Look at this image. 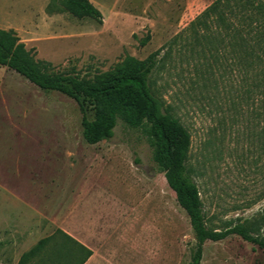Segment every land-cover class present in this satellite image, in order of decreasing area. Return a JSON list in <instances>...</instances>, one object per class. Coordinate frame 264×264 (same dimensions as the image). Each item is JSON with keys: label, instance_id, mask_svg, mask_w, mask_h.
<instances>
[{"label": "rangeland", "instance_id": "1", "mask_svg": "<svg viewBox=\"0 0 264 264\" xmlns=\"http://www.w3.org/2000/svg\"><path fill=\"white\" fill-rule=\"evenodd\" d=\"M90 1L101 22L71 15L60 0H0V28L15 31L44 73L85 82L157 51L151 86L190 134L187 164L206 225L264 236V92L245 91L249 57L239 58L213 25H190L213 0ZM81 131L77 101L0 65V184L16 197L41 204L49 195L61 210L95 218L84 234L94 246L86 264H187L195 246L189 218L141 130L119 120L94 144ZM23 240L17 234L0 246V264L14 263L30 243ZM199 264H264V252L232 234L206 240Z\"/></svg>", "mask_w": 264, "mask_h": 264}, {"label": "trees", "instance_id": "2", "mask_svg": "<svg viewBox=\"0 0 264 264\" xmlns=\"http://www.w3.org/2000/svg\"><path fill=\"white\" fill-rule=\"evenodd\" d=\"M64 10L71 15L102 21L101 11L90 0H60ZM209 24L224 43H232L239 58L249 57L253 70L251 88L245 91L252 98L264 92V1L263 0H213L191 22L193 28L203 31ZM204 35V33H203ZM157 51L143 59L128 57L112 74L97 81H82L70 74H48L38 63L28 57L24 43L12 29L0 28V65L19 73L42 89L59 91L78 102L81 111L82 138L88 144L109 139L120 120L128 127L139 129L151 148L152 160L163 172L176 202L186 212L195 237L187 264H199L206 240H221L236 234L253 243L264 252V236L253 234L248 228L233 225L222 229L206 225L198 187L188 167L190 134L170 112L163 99L151 86L150 75L156 65ZM92 110L90 118L84 105ZM72 242L70 247H54L47 258L34 257L56 236ZM64 244V243H63ZM57 229L23 253L17 264H82L91 254ZM64 250V251H63ZM35 259V260H34Z\"/></svg>", "mask_w": 264, "mask_h": 264}, {"label": "crops", "instance_id": "3", "mask_svg": "<svg viewBox=\"0 0 264 264\" xmlns=\"http://www.w3.org/2000/svg\"><path fill=\"white\" fill-rule=\"evenodd\" d=\"M60 207L49 195H47L43 203H34L26 197H16L12 186L0 184V246H7L13 241L15 242L17 234L24 237L23 241L25 244L28 240L30 241V243L25 245V248L20 252L13 264H17L23 253L57 229L72 238L74 253L76 243L91 251V254L82 263L86 264L93 255L94 246L84 234L86 232L92 233L93 227L98 225L99 222L92 216L82 218L68 209L66 211L64 209L61 210ZM68 213L71 214L72 225L66 221ZM71 244L70 240L58 235L50 242H47L42 252L34 258H43V256L47 258L53 253L52 249L54 247H70ZM73 264H75V259Z\"/></svg>", "mask_w": 264, "mask_h": 264}]
</instances>
